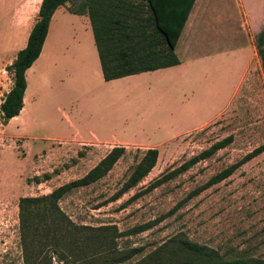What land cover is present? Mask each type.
Returning <instances> with one entry per match:
<instances>
[{
	"label": "rangeland",
	"instance_id": "374dc122",
	"mask_svg": "<svg viewBox=\"0 0 264 264\" xmlns=\"http://www.w3.org/2000/svg\"><path fill=\"white\" fill-rule=\"evenodd\" d=\"M80 1L75 0L73 7L77 8ZM230 3L231 0L215 1L212 14L218 16ZM134 83L137 88L128 95L119 94V100L100 96L83 112H73L83 135L91 129H104L116 135L119 141L114 143L67 140L75 131L69 129L63 114L57 108L41 107L29 117L32 127L28 136L35 140L30 155L21 147L23 139L15 140L8 134L7 122L0 113V264H26L20 233V199L48 195L84 177L115 147H125L128 153L111 172L91 186L74 190L59 204L77 225L116 227L121 233L116 238L118 250L142 249L122 264H157L149 256L174 237H188L227 258L245 255L264 260V152L227 179L190 197L213 176L264 145V77L253 72L221 117L171 140H166L172 135L169 126L178 133L188 125L190 109L186 99L169 96L167 82L154 92L148 90L154 84L148 79L142 77ZM197 111L203 118L204 112ZM230 136L233 141L225 148L145 192L164 174ZM51 147L56 149L49 150ZM61 147L65 148L62 152L58 151ZM151 148L159 150L156 166L120 199L109 201ZM137 228L144 230L132 233ZM102 232L98 235L86 230L71 237L74 257L90 262L86 264H105L107 249L94 245ZM40 233L35 250L41 261L34 259L32 263L50 264L51 259L52 264H62L46 247L47 238L42 237L45 232ZM111 233L113 230L108 232ZM95 248L99 254L93 257L97 254Z\"/></svg>",
	"mask_w": 264,
	"mask_h": 264
},
{
	"label": "crops",
	"instance_id": "0c3cea01",
	"mask_svg": "<svg viewBox=\"0 0 264 264\" xmlns=\"http://www.w3.org/2000/svg\"><path fill=\"white\" fill-rule=\"evenodd\" d=\"M215 1L220 0H195L175 47L179 65L112 81L104 78L89 15L73 11L75 0L59 7L51 19L40 57L26 72L23 109L8 121L6 131L15 140L23 139L21 147L32 155L35 140L28 136L32 127L29 117L41 107H52L63 114L69 129L75 131L67 140L118 142L114 133L108 134L104 129H91L83 135L73 112H83L100 96L119 100V94L134 91L137 85L132 81L142 77L154 82L148 88L152 92L167 82L169 96L186 99L190 109L188 125L178 133L169 126L172 135L166 140L221 117L253 72L264 77V0H231L228 9L218 16L212 14ZM42 2L0 0V107L14 86V74L7 68L27 47ZM197 110L204 112L203 118Z\"/></svg>",
	"mask_w": 264,
	"mask_h": 264
},
{
	"label": "trees",
	"instance_id": "16d2710c",
	"mask_svg": "<svg viewBox=\"0 0 264 264\" xmlns=\"http://www.w3.org/2000/svg\"><path fill=\"white\" fill-rule=\"evenodd\" d=\"M71 1L73 0H43L39 19L29 37L27 47L18 53L15 62L7 68L14 74V86L0 107L5 122L8 123L21 113L27 89L26 72L41 55L55 11ZM194 2L195 0H82L73 11L89 15L104 78L106 81H112L179 65L180 60L175 53V47ZM232 141L233 137L230 136L214 144L188 160L180 168L164 174L145 192L188 171ZM263 152L264 145L247 154L238 163L230 165L213 176L206 184L193 191L190 197L199 195L209 187L227 179L241 166ZM127 153L125 147H115L84 177L64 184L48 195L20 199V233L26 264H33L34 259L41 261L40 255L35 250L39 247L37 239L41 230L45 232L42 237L47 238L46 247L58 256L59 263L62 262V264L90 263L74 257L75 248L71 246L73 243L70 240L71 237L86 230L96 233L103 231L100 236L104 238L99 236L94 245L107 249L106 254H109L104 257L105 264L125 263L142 251L141 248L126 252L118 250L116 238L121 233L116 227L92 228L77 225L64 213L59 204L62 198L74 190L91 186L105 178ZM158 158L157 148L148 149L135 166L128 181L109 201H117L136 187L156 166ZM139 195L140 193L134 198ZM144 229L137 228L132 230V233H138ZM110 230H113V233L108 234ZM95 249L97 254L93 257L99 254V249ZM149 258L153 261L157 260V264H264L263 259L245 255L227 258L216 249L201 245L188 237L171 238ZM50 264H52L51 259Z\"/></svg>",
	"mask_w": 264,
	"mask_h": 264
}]
</instances>
